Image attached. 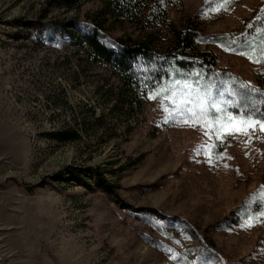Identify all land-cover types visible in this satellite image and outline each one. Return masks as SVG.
<instances>
[{
  "label": "rangeland",
  "instance_id": "374dc122",
  "mask_svg": "<svg viewBox=\"0 0 264 264\" xmlns=\"http://www.w3.org/2000/svg\"><path fill=\"white\" fill-rule=\"evenodd\" d=\"M48 1L0 0V264H264V207L249 203L264 193V128L237 123L241 86L222 79L260 85L264 37L236 39L264 0H173L168 22L148 25L104 0ZM100 12L109 42L159 48L174 25L191 27L213 78L192 68L130 101L117 74L60 33ZM197 91L228 101L224 111L181 102Z\"/></svg>",
  "mask_w": 264,
  "mask_h": 264
},
{
  "label": "trees",
  "instance_id": "16d2710c",
  "mask_svg": "<svg viewBox=\"0 0 264 264\" xmlns=\"http://www.w3.org/2000/svg\"><path fill=\"white\" fill-rule=\"evenodd\" d=\"M91 1L49 0L48 2L58 6L81 8ZM104 2V10L112 16L136 19L148 25L153 21L168 22L166 8L172 4L173 0H104ZM106 19L105 12L90 16L89 25H85L81 31H77L74 26L73 28L64 24L58 26L60 33L71 45L81 49L91 61L108 68L120 77L122 89L125 94L130 95V101L136 97H146L149 91L158 86L157 84L164 86L192 68L199 76L205 77V80L213 78L215 72L210 71L208 65L215 64L214 55L207 49L198 48V39L195 35L199 39L201 35H198L191 27L174 25L172 29L170 28L171 41L157 48L150 39L141 41L130 37H120L109 42L103 35ZM248 32L244 36L237 37L236 40L239 42L236 44L242 42V44H248L247 42L251 40L264 37V17L254 20L249 25ZM254 34L257 36L255 37ZM218 37L223 43L235 41L234 33L219 34ZM222 79L223 83L229 80L233 86H241L238 89L239 98L235 100L237 111L245 117L252 113V120L264 121V75H260V85L253 88L236 82L234 78L230 80L224 76ZM261 188L264 190V186ZM257 195L254 196V200L249 201L250 208L255 210L264 207V199H262L264 193ZM241 211L238 221L251 212L246 208H242ZM201 255L200 251L197 256Z\"/></svg>",
  "mask_w": 264,
  "mask_h": 264
},
{
  "label": "snow or ice",
  "instance_id": "6c2138e0",
  "mask_svg": "<svg viewBox=\"0 0 264 264\" xmlns=\"http://www.w3.org/2000/svg\"><path fill=\"white\" fill-rule=\"evenodd\" d=\"M225 2H227V0H225ZM250 59H251V57H250ZM254 62H259V61H254ZM185 89L187 90V85L185 86ZM181 102L183 104H185L186 106L197 104L200 106L201 112H203L205 110V108H214V109H216V111L218 113L224 111V109L221 107V104L222 103H228V101H226V100L225 101H217L215 99H212L209 91H203V92L197 91L195 94V99H192V93H189L188 98L181 101ZM194 115H195V113H194ZM251 115H252V113H249L242 121H237V123H239L241 125L251 123L252 126H254L256 123H260L261 127L264 128V121H251ZM225 119H229L230 121H236L235 117H231V118L225 117ZM241 132H243V134H248L247 130L242 128V127L233 126V127H230L228 129L229 134L241 133ZM209 162H211V161H209ZM261 215H264V213H261ZM248 219L250 221L254 222L253 217L250 216V217H248ZM248 226L251 227L252 224L249 223Z\"/></svg>",
  "mask_w": 264,
  "mask_h": 264
}]
</instances>
